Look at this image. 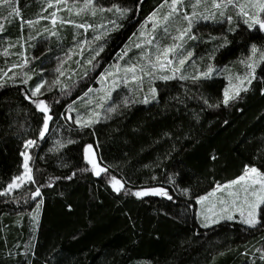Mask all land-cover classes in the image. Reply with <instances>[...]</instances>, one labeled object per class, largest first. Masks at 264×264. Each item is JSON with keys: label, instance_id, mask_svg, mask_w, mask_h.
<instances>
[{"label": "trees", "instance_id": "1", "mask_svg": "<svg viewBox=\"0 0 264 264\" xmlns=\"http://www.w3.org/2000/svg\"><path fill=\"white\" fill-rule=\"evenodd\" d=\"M165 1L96 0L104 7L118 5L130 11L96 56L94 63L102 66L89 69L81 61L61 66L53 59L64 53L60 47L39 57L36 51H21L13 42L20 34L17 17L0 8V23L15 21L11 39H0V189L21 175V153L27 149L35 180L0 195V264H264V223L251 228L222 220L203 227L195 216L197 196L240 176L245 165L264 171V62L250 90L229 106L222 103L224 77L191 79L209 64L237 63L252 44L264 49V31L248 29L241 20L235 32L229 31L233 25L199 20L192 29L197 41L190 39L185 47L192 48L191 60L173 79L151 83L155 99L143 103L142 95H130L128 104L121 100L108 119L91 128L81 129L67 119L69 105L96 84L104 65ZM14 5L19 10L23 3ZM203 7L196 10L206 13ZM191 9L180 6L181 13ZM167 11L161 9L159 17ZM183 23L175 14L161 26L162 47L174 43L177 28L186 27ZM224 37L228 43L219 47ZM229 71L228 76L237 73ZM57 77L59 83L50 91L45 86L43 95L33 98L45 100L53 117L41 138L44 114L25 93L30 96L36 83L51 84ZM63 85L69 87L62 91ZM217 102L218 107H210ZM29 139L35 143L25 146ZM87 144L93 145L100 166H108L107 175L97 177L91 170L84 158ZM85 168L88 171H81ZM73 172L71 180L65 179ZM111 176L124 182L119 193L107 183ZM37 187L42 193L38 198L31 195ZM155 187L166 188L172 199L154 193L134 195ZM184 188L190 192L183 193Z\"/></svg>", "mask_w": 264, "mask_h": 264}, {"label": "rangeland", "instance_id": "2", "mask_svg": "<svg viewBox=\"0 0 264 264\" xmlns=\"http://www.w3.org/2000/svg\"><path fill=\"white\" fill-rule=\"evenodd\" d=\"M16 1L19 2V0ZM16 1L12 0L11 6H9L8 3H5V5L0 4V8H3L2 10L5 11L9 9V15L11 16V14H13V16L17 17L20 34L17 38L14 39L13 42L15 44H19L21 47L20 50L23 52L29 50L36 51V53H38V57L42 56L45 52H48L46 54H54V50L58 49L59 47L60 52L61 50L65 49L62 55L58 57L53 56V59L55 61H57L56 59H58V61L61 63V66L67 67H70L72 62L80 61V65L86 69L102 66V64L100 63L95 64V59L92 60V57L95 55V52L100 51L101 47L104 48V43L107 38L111 37L117 31L119 21L127 16V14L125 16H121L115 11V9H113V6L104 7L99 5L98 3H96V0H94V3L97 5L95 15H92L91 10H85L77 14L76 9L81 8L84 5L85 0H66V2L65 0H59V3L57 2V0H38L37 2H27L25 0H20L23 3L22 7H20L18 13H13V8L16 9L14 5ZM207 1L209 3V8L207 4L201 6H204L203 8H207L208 11L215 12L216 10L211 8V0ZM171 2L172 0H166L154 11L157 14L156 23L158 26L156 29H153L152 27L153 20L149 19L148 17L141 25L137 34H135L133 38L131 37L128 40L123 50L119 52L120 54L118 56L116 55L114 60L104 65V69L96 77V84L91 85L79 97V99L77 98L76 101L72 103V108L68 107L66 109L67 119H73L75 121L78 114L87 115L88 110L92 109L93 111L101 113V118L98 120L100 121L104 119L103 117L105 115L110 116V114L112 113L107 112L108 108L112 107L113 105L117 107L121 100L125 99L126 97L129 98L130 95L133 96V94H138L142 95V97L148 95L149 99L152 97V94L149 91L150 87H152L151 83L159 79H151L148 75L141 73L140 68L146 64V61L143 59L142 54L151 52L153 55L150 58L155 59L154 54L157 51L156 42H159L161 50L163 49V47L161 46L162 38L159 32L161 30V26L166 22L164 20L165 15L171 11ZM242 2L247 3V0H234V4L230 5L225 10L226 15H230L233 17V20L231 22H228L224 17H220L218 14L217 18L211 19V21L223 22L227 26L233 25V27H235L240 20L244 21V17L239 14L238 9L234 6L235 4H239ZM193 3L194 0H182V2L177 5L179 11L175 14H178V17L180 19L183 18V12L181 13L180 6L182 4H186L192 7ZM100 7H103L105 11H99ZM163 8H168V11L166 14L159 17L160 14H158V12H160ZM107 9L112 10L108 11ZM248 10L252 11V9ZM192 11L193 8L186 13L190 14ZM196 11L198 12V10ZM53 13H55L56 16L55 24H53ZM174 15L170 16L169 18L173 17ZM199 20L204 19L196 20L193 23V27ZM29 21H31L32 23H29ZM66 21H72V23H65ZM14 22L15 21L8 20L7 18L0 23V39L5 41H9L11 39V28ZM110 22L113 23L110 24ZM80 25H85V27H80ZM87 25H92V27H87ZM183 25H187V22L185 20ZM255 28L260 29L258 25ZM260 30L264 31V29ZM82 32L84 36L83 39H81L80 37V34ZM105 32H107V35H105ZM52 33H55V35H53ZM192 34L195 35L196 42L198 36H196L193 31ZM96 37H99V39H96ZM149 40H152L153 43L148 44L147 41ZM188 41L189 40H187L184 45V49L182 50L183 55L185 56L187 55L188 51H191L193 54L192 48H190L191 50H187L185 48L188 44ZM136 44H139L140 47L136 48ZM126 47L127 54L123 55ZM121 55H123V59H120ZM249 55H251V51L247 56L240 58L237 63L233 64L238 65V67L236 66L237 70L235 71H233V69H230L233 65L223 67L213 66L214 72L211 77H224L226 79V87L229 83L227 70L229 69L231 70L229 72H237L243 75L246 72V67L244 64L240 63V60L245 59ZM169 56L175 63V57L172 56V54H169ZM191 58L192 56L189 57L188 60H191ZM76 59L78 61H76ZM89 60H92V64L87 63V61ZM186 64L187 63L185 62L184 66ZM260 64L261 62L258 60L257 68ZM132 65L137 66L135 69V74L137 76L143 77L142 84L141 82L131 79V72H126V69L130 68ZM184 66L182 68H184ZM117 68L119 69L118 71ZM198 71L200 70H197V72ZM101 73H105V75L101 77ZM107 73H111V75H108ZM235 74L231 75L235 76ZM157 75H171V73H169L167 70H162L159 71ZM125 79L127 80V83L124 82ZM114 84L118 86L114 87ZM85 93H87V96H85ZM109 93L110 95H108ZM99 104H102L103 107H97V105ZM92 107H95V109H93ZM72 109H75V111H73ZM71 113L73 114V116L71 115ZM25 152L29 155L28 149ZM261 172L264 171L261 170ZM215 188L216 186L213 189ZM213 189H211L209 192H212ZM218 198H227V192L225 191V189H218L212 197H209V202H215L218 200ZM209 202H206L205 207L208 206ZM196 204V219L198 220L200 226L205 227L204 224L206 222L200 215L202 206L198 202H196ZM37 210L38 208L36 206L33 214L37 212ZM233 215L235 216V219L233 220L242 222L239 218V213H233ZM220 221L222 220H219L218 222ZM211 225L213 224H209L207 227Z\"/></svg>", "mask_w": 264, "mask_h": 264}, {"label": "snow or ice", "instance_id": "3", "mask_svg": "<svg viewBox=\"0 0 264 264\" xmlns=\"http://www.w3.org/2000/svg\"><path fill=\"white\" fill-rule=\"evenodd\" d=\"M12 0H0V3H8L11 6ZM59 3V0H57ZM66 2V0H65ZM182 0H172L170 8L171 11L167 13L164 17V20L167 21L168 18L179 11L177 5L180 4ZM207 3V0H195V3L192 4L193 11L189 13H183V19L187 22L186 27L183 29L177 28V35L172 37L174 43L171 45L164 46L161 50L159 42H156L157 51L154 54L155 59L150 58L153 54L151 52L142 54L143 59L146 61V64L140 68L141 73L148 75L151 79H161V80H170L173 79L178 73L181 72L182 67L185 62L192 56V52L188 51L187 55H183L182 50L184 49V45L187 40L196 39L195 35L192 34L193 23L198 19H216L217 14L220 17H224L228 22L233 20V17L230 15H226V9L234 4V0H211V8L215 9V12L208 11L207 8L205 12L198 13L196 9ZM241 16L244 17V24L248 29H253L257 25L260 29H264V0H247V3H239L234 5ZM113 9L121 16H125L130 9L120 8L118 5H113ZM248 9H252L249 11ZM91 10L92 15L96 14L97 5L94 3V0H85L84 5L81 8H77V14L82 11ZM111 11L112 9H107ZM99 11L103 12L105 9L103 7L99 8ZM13 13H18V9L13 8ZM149 19L153 20L152 27L153 29L157 28V14L153 12L150 14ZM29 23H32L29 21ZM56 23V16L53 13V24ZM65 23H72V21H66ZM113 22H110V24ZM80 27H85V25H80ZM87 27H92V25H87ZM239 28V24L235 27H230V32H235ZM165 34L168 33V29H164ZM55 35V33H52ZM143 34V33H142ZM107 35V32H105ZM99 39V37H96ZM225 40V44L220 45L219 47H224L228 41L227 38H223ZM148 44H152L153 41H147ZM136 48H139L140 45L136 44ZM100 51H103V48H100ZM100 51L95 52V55L92 57V60L95 59L96 56H99ZM127 54V47L123 55ZM169 54L175 57L176 62L174 63L173 59L170 58ZM123 55L120 56V59H123ZM92 60L87 61V63L92 64ZM258 60L260 62H264V49H260L256 44L251 45V55L246 57L245 59L240 60L241 64H244L246 67V72L241 75L239 73L228 76V85L223 90V98L222 103L225 106H229L230 103L235 102L239 99H242L241 93H247L252 85L254 79H256V68L258 64ZM27 63V61H25ZM136 65H132L130 68L126 69V72H131V79L134 81L141 82L142 84V76H137L135 74ZM119 69L117 68V71ZM167 70L171 75H157L159 71ZM43 71V69H41ZM60 75H64L63 71L58 67L56 69ZM214 72V68L211 64L207 67L206 70L198 71L197 75L192 76L191 79L194 81L199 80L200 78H210ZM87 74V73H85ZM111 75V73H107ZM105 73H101V77H103ZM189 77L185 75H180V79H188ZM30 79V77L28 78ZM28 79H24L22 83L27 84ZM127 83V80L124 81ZM59 83V77L56 80H53L51 84H48L47 81L41 80L40 82L35 84V87L31 89V95L29 96L27 93L25 95L28 99L32 101V103L37 107V109L41 110L43 115V125L40 129L39 136L43 138L45 133L49 128V121L52 120V116L49 115L50 107L43 99H33L37 97L38 94L43 95L41 91L45 86L47 90H51L53 86ZM114 87L118 85H113ZM68 85L62 86V91L64 88H68ZM91 91V90H89ZM150 93L152 94V99H155L156 89L154 87H150ZM264 92V89H261ZM110 95V93L108 94ZM87 96V93H85ZM79 99V97H78ZM125 104H128V98L126 97L124 100ZM143 103H149V96L145 95L143 97ZM207 103V101H206ZM220 102L217 104L210 105V107H218ZM97 107L102 108L103 105L99 104ZM69 108H72L69 105ZM75 111V109H72ZM116 111V106L107 109V112L111 113ZM101 118V113L97 111H93L92 109L88 110L87 115L78 114L76 117V124L80 126L81 129L91 128L98 120ZM104 119H108V116H104ZM227 123V122H226ZM34 140H26L25 146H30L34 144ZM60 147L64 145L57 141ZM68 143H74V141L69 140ZM21 155L24 158L23 162V172L19 176H14L12 182L7 185L6 188L0 189V195H6L9 192L13 191V189H19L21 186L27 181L28 183H35L34 177L32 175V169L29 167L30 157L26 152H22ZM84 158L89 161L91 164V170L93 173L100 177L102 173L107 175L108 166H100L97 162V159L93 156V145L87 144L84 146ZM215 159V157H213ZM81 171H88L87 168L81 169ZM75 172L72 173V176L65 177V179L71 180L73 176H75ZM107 183L111 185V187L116 191L120 192L124 189V182L121 179H117L116 176H111ZM169 183H173V181H169ZM223 188L227 192V198H218L215 202H209V197H212L215 192ZM127 191V189H125ZM183 193H189L190 189L184 188L181 189ZM154 193L160 196H167L169 199L172 197L169 195L168 190L166 188L155 187V188H143L141 190H137L134 192V195L137 197H142L146 194ZM41 188L37 187L34 192L31 193L33 197H39L41 195ZM196 201L201 204V213L203 220L206 222L204 224L207 227L209 224H216L219 220H233L235 216L233 213H239V218L243 222V224L249 227H255L258 224L264 223V172L255 166L245 165L244 172L236 177L233 180L227 181L225 184L221 185L217 183L216 188L213 189L212 192L206 193L205 195H199L196 197ZM206 202L208 206L205 207ZM42 203V202H41ZM40 205H37L39 208ZM69 207H71L69 205ZM264 259V257H262Z\"/></svg>", "mask_w": 264, "mask_h": 264}, {"label": "water", "instance_id": "4", "mask_svg": "<svg viewBox=\"0 0 264 264\" xmlns=\"http://www.w3.org/2000/svg\"><path fill=\"white\" fill-rule=\"evenodd\" d=\"M29 100V99H28ZM39 110V109H38ZM40 112H42L41 110H39ZM44 114V113H43ZM49 115H50V111H49V113H48ZM50 122V121H49ZM47 133V132H46ZM46 133H45V135H46Z\"/></svg>", "mask_w": 264, "mask_h": 264}]
</instances>
